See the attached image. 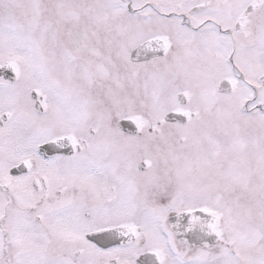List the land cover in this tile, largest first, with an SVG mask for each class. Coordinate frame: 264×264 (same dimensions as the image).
<instances>
[{"label":"snow or ice","instance_id":"6c2138e0","mask_svg":"<svg viewBox=\"0 0 264 264\" xmlns=\"http://www.w3.org/2000/svg\"><path fill=\"white\" fill-rule=\"evenodd\" d=\"M0 264H264V0H0Z\"/></svg>","mask_w":264,"mask_h":264}]
</instances>
